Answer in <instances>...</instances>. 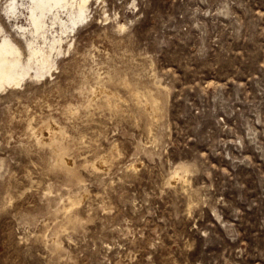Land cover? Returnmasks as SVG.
I'll list each match as a JSON object with an SVG mask.
<instances>
[{
  "label": "rangeland",
  "instance_id": "rangeland-1",
  "mask_svg": "<svg viewBox=\"0 0 264 264\" xmlns=\"http://www.w3.org/2000/svg\"><path fill=\"white\" fill-rule=\"evenodd\" d=\"M65 41L0 92V264H264V0H91Z\"/></svg>",
  "mask_w": 264,
  "mask_h": 264
},
{
  "label": "bare ground",
  "instance_id": "bare-ground-1",
  "mask_svg": "<svg viewBox=\"0 0 264 264\" xmlns=\"http://www.w3.org/2000/svg\"><path fill=\"white\" fill-rule=\"evenodd\" d=\"M90 1L9 0L8 14L23 16L28 23L19 27L18 37L0 33V92L57 69L56 57L74 29L88 19Z\"/></svg>",
  "mask_w": 264,
  "mask_h": 264
}]
</instances>
